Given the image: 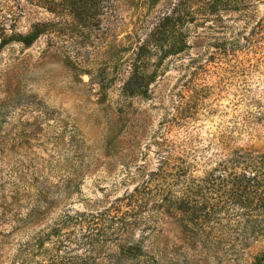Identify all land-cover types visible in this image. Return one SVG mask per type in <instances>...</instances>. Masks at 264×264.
Returning a JSON list of instances; mask_svg holds the SVG:
<instances>
[{"label":"rangeland","instance_id":"obj_1","mask_svg":"<svg viewBox=\"0 0 264 264\" xmlns=\"http://www.w3.org/2000/svg\"><path fill=\"white\" fill-rule=\"evenodd\" d=\"M108 1L109 8L99 12L94 4L78 24L54 0H0L2 32L23 34L31 23H48L49 30L28 46H0V264H19L25 252L19 244L30 247L58 215L112 206L168 150L186 154L199 174L220 134L227 185L208 194L213 209L201 225L184 228L177 211L164 205L124 215L122 223L102 228L106 238L96 244L101 251L94 261L115 264L118 244L136 242L143 256L124 264H264V0H250L240 20H223L237 25L246 42L237 60L211 57L214 42L236 28L218 30L214 21L195 18L181 27V52L160 60L158 52L146 56L144 69L153 70V78L146 96L130 98L119 90L132 34L147 29L138 31L135 22L159 3ZM10 10L18 15L14 21ZM256 22L261 28L253 41ZM236 149L251 150L252 157L243 155L237 164ZM250 170L255 174L247 179ZM239 173L244 176L236 187ZM31 210L38 216L24 218ZM82 230L70 223L60 234ZM51 246L50 239L42 244ZM38 251L27 264L46 258Z\"/></svg>","mask_w":264,"mask_h":264},{"label":"trees","instance_id":"obj_2","mask_svg":"<svg viewBox=\"0 0 264 264\" xmlns=\"http://www.w3.org/2000/svg\"><path fill=\"white\" fill-rule=\"evenodd\" d=\"M99 1L103 2L105 0H54L53 4L67 12L75 21H78V24H82L87 16L91 14L94 4H97L95 8L97 7L99 12L102 10V7L109 8L108 0H106L105 5H101ZM155 1H158L159 4L153 6V8L151 7L152 10L150 9L149 12L146 10L135 22V28L138 31L140 29H147H145L142 36L136 32L132 34L135 41L134 49L129 59L127 76L121 82L119 90L120 95L125 98L146 96L148 84L154 74L153 70L147 73L146 69H144V59L146 56H149V54L156 55L155 52H158L157 55L160 60L166 55L176 54L185 48L186 44L183 40L182 26L194 21L195 18H200L202 20L214 21L218 30H221L223 27L233 28L232 23L240 20L243 15V9L251 4L250 0ZM18 8L19 11L21 6ZM222 12L229 13V15L221 17L220 13ZM7 13L9 20L12 21L18 16L14 15L11 10ZM223 20H231L232 23L227 24ZM47 25L48 23H31L23 34L13 30H10L7 34L6 32H2L3 28H0V32L2 33L0 46H4L10 42L28 46L40 34L49 31L47 30ZM235 28V31L230 30L228 39L214 42L213 45L216 49L212 52L211 57L225 58L228 63L231 58L235 60L239 58L240 53L245 49L246 42L240 40L242 38L241 31L237 29V25L233 29ZM260 28L261 23L259 22L254 23L252 26L253 41L257 39L258 35L256 33ZM64 29V25L60 26L56 32L64 31ZM257 29L258 31H256ZM50 31L53 30L50 28ZM214 140L213 154L209 155L202 162L203 168H201L199 174H195L196 170L192 167L186 154L174 156V152L168 150L165 156L160 158L154 171L149 172L146 179L135 185L129 192L116 197L111 203L112 206L96 212L60 214L56 220L52 221L50 228L45 233L41 234V236H35V238L34 236L32 237L34 241H32L30 247H26L28 241L20 243L18 250L23 247L25 252L22 256L24 258L20 259L19 264L29 263L30 258L35 255V250H39L40 254L42 253L41 257L46 258L35 261L33 264H96L94 259H96L101 248L98 251L94 249L96 244L99 246V243L106 238L103 236L102 228L107 222L110 223V221L118 219V222L122 223L124 221V217L122 216L124 215L132 216L163 205L166 207V210L168 207H172L173 210L177 211L179 219L184 220V228L187 222L192 225H201L199 220L207 218L213 209L212 204H206L208 199H212L208 194L212 191L221 193L227 185L225 183L227 159L223 135H217ZM234 151L237 164L243 155L251 156V150L236 149ZM252 171L254 170H250L249 172ZM254 174L255 171L250 177H245L252 179ZM233 176L235 186L237 187L239 186L238 182L244 175L239 173ZM73 186L76 188V182ZM173 190H182V194L174 195ZM149 202L150 206L147 207L146 205ZM122 206L128 207L119 212L118 209ZM31 215L33 216L32 219L38 216V214L34 216L35 214L31 210L24 218H28ZM70 223L78 226L80 224L81 228H83V233H79L78 236H70L71 231L60 234L61 228H65ZM83 223L89 229L82 227ZM188 231L195 235L193 228H190ZM48 239H50L51 248H42L43 242ZM79 247L83 248L81 252L76 251ZM143 254V250L136 242L120 243L118 244L116 256L112 260L115 261V264H124L125 259L138 258L139 256H143ZM148 264L157 263L153 260Z\"/></svg>","mask_w":264,"mask_h":264}]
</instances>
